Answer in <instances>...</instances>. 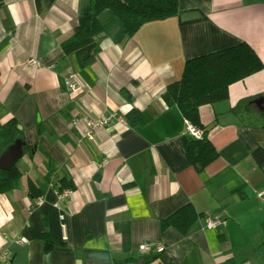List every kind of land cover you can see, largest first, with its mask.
I'll return each mask as SVG.
<instances>
[{
	"label": "crops",
	"instance_id": "obj_1",
	"mask_svg": "<svg viewBox=\"0 0 264 264\" xmlns=\"http://www.w3.org/2000/svg\"><path fill=\"white\" fill-rule=\"evenodd\" d=\"M83 3L0 0V124L15 118L33 146L15 163L19 185L0 193V264H264V165L251 155L264 148V0H178L181 15L199 17L148 21L123 38L104 10L99 51L79 68L61 42ZM240 41L263 68L199 107L201 137L218 157L197 172L181 143L188 122L161 93L185 60ZM69 73L76 92L64 84ZM131 108L146 124L126 123ZM99 117L109 123L88 138L84 120ZM39 122L48 129L38 133ZM62 175L75 188L60 197L52 182ZM188 203L201 214L190 231H161L160 220ZM207 217L220 223L206 228ZM149 241L163 251L138 250Z\"/></svg>",
	"mask_w": 264,
	"mask_h": 264
},
{
	"label": "trees",
	"instance_id": "obj_2",
	"mask_svg": "<svg viewBox=\"0 0 264 264\" xmlns=\"http://www.w3.org/2000/svg\"><path fill=\"white\" fill-rule=\"evenodd\" d=\"M109 10L119 21L123 37H130L143 23L181 16L178 0H84L72 35L61 42L65 55L73 54L79 68L91 63L99 51L98 34L103 27L99 14ZM181 21V20H180ZM263 68V63L254 49L245 41L232 46L208 52L185 60L178 79L166 84L161 98L168 106L175 105L182 117L193 127L202 129L198 109L201 105L224 100L228 96V86ZM121 92H124L121 89ZM130 99L128 93L125 94ZM252 99V98H250ZM250 99H243L234 109L245 106ZM129 126H140L147 122L144 114L131 108L125 115ZM38 133L43 125L37 124ZM16 139L22 142V154L31 156L32 145L24 141L23 129L15 118H9L0 124V154ZM185 157L197 172H201L218 157L215 147L207 139L183 136L181 139ZM252 158L262 168L264 148L257 147L251 152ZM21 172L13 164L9 169H0V193L8 192L19 185ZM50 180L49 176L45 177ZM57 191L75 188L73 181L62 175L52 182ZM201 217L191 204H185L159 222L160 230L168 227L180 234H187L195 221ZM44 250L52 248V241L47 233H42Z\"/></svg>",
	"mask_w": 264,
	"mask_h": 264
},
{
	"label": "built area",
	"instance_id": "obj_3",
	"mask_svg": "<svg viewBox=\"0 0 264 264\" xmlns=\"http://www.w3.org/2000/svg\"><path fill=\"white\" fill-rule=\"evenodd\" d=\"M28 63L35 64L36 60L30 58ZM65 86L71 91L76 92L79 90V85L72 73H69L64 78ZM109 117H99V118H86L85 122V130L84 134L88 138H92V131L96 128L103 127L109 123ZM186 132L192 136L193 138H200L201 137V130L199 128L193 127L191 124L186 123ZM71 189H63L58 191V194L61 196L67 195ZM219 220L216 218H209L205 219V227L206 228H215L219 224ZM155 249L157 252H161L164 249V246L158 241H149L143 242L138 245V250L141 252H145L149 249ZM6 255L4 252H0V261L5 260Z\"/></svg>",
	"mask_w": 264,
	"mask_h": 264
},
{
	"label": "water",
	"instance_id": "obj_4",
	"mask_svg": "<svg viewBox=\"0 0 264 264\" xmlns=\"http://www.w3.org/2000/svg\"><path fill=\"white\" fill-rule=\"evenodd\" d=\"M46 1L49 0H43V2L46 4ZM199 17V14L196 11L186 12L180 16V19L182 21H188L192 20L194 18ZM99 36V34L97 35ZM43 126L48 129V126L46 123H42ZM22 142L19 139H16L12 144L9 145V147L0 154V169H9L13 164L16 163V161L22 156V149H21Z\"/></svg>",
	"mask_w": 264,
	"mask_h": 264
}]
</instances>
